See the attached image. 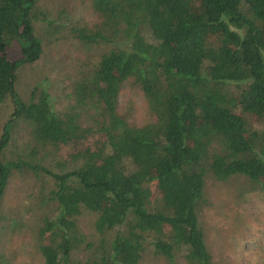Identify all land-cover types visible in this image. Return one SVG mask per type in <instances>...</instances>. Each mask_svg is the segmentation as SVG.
<instances>
[{
  "label": "trees",
  "instance_id": "obj_1",
  "mask_svg": "<svg viewBox=\"0 0 264 264\" xmlns=\"http://www.w3.org/2000/svg\"><path fill=\"white\" fill-rule=\"evenodd\" d=\"M37 2L0 0V105L9 99L14 108L0 134V197L11 170L53 180L55 213L37 232L43 264H138L147 247L169 264L176 253L185 264H212L198 222L205 180L239 175L264 192V131L246 118L264 122V0H90L98 22L70 33L112 48L75 82L74 106L61 116L46 92L23 103L13 91L17 68L41 55L32 21L46 14ZM13 47L16 60L7 57ZM127 80L154 122L129 126L116 112ZM19 122L29 130L32 166L3 162ZM92 134L103 143L77 153L74 170L42 166L60 146ZM82 210L95 214L99 235L116 230L94 248L95 260L76 258L85 244L74 222Z\"/></svg>",
  "mask_w": 264,
  "mask_h": 264
},
{
  "label": "rangeland",
  "instance_id": "obj_2",
  "mask_svg": "<svg viewBox=\"0 0 264 264\" xmlns=\"http://www.w3.org/2000/svg\"><path fill=\"white\" fill-rule=\"evenodd\" d=\"M36 8L37 11L44 9L46 14L45 20L32 21L34 34L40 39L41 55L35 63L17 68L13 91L23 103L29 102L34 93L46 92L51 109L61 116L70 113L74 106L75 82L91 71L112 45H87L70 33L71 28L86 26L91 29L98 22L90 0H38ZM7 57L18 59L17 49L13 47ZM13 111L9 99L0 105V134ZM116 112L129 126L141 127L154 122L146 99L131 80L119 90ZM246 118L251 128L264 131V122ZM102 143L99 134H92L60 146L55 154L44 158L42 166L53 174L72 171L79 163L74 159L77 153L94 151ZM30 144L29 130L19 122L10 132L3 162L22 159L29 161V166L34 165L35 162L25 156L29 150L26 146ZM41 155L37 154L34 160ZM53 187L51 177L41 171H32L28 167L11 170L0 197V257L6 264H43L37 247V232L43 220L55 213V205L49 200ZM204 199L198 222L212 264H264V192L239 175L230 176L224 182L208 177ZM95 218V214L82 210L74 219L85 244L93 245L91 249H85L82 244L76 254L78 260H95L99 253L94 252V248L101 240L104 243L111 241L116 232L111 230L99 235L94 230ZM180 254L174 255V264H185ZM138 264L169 263L147 247Z\"/></svg>",
  "mask_w": 264,
  "mask_h": 264
}]
</instances>
